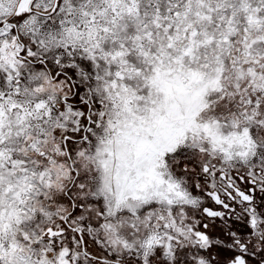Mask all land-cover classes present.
Instances as JSON below:
<instances>
[{"label": "snow or ice", "instance_id": "1", "mask_svg": "<svg viewBox=\"0 0 264 264\" xmlns=\"http://www.w3.org/2000/svg\"><path fill=\"white\" fill-rule=\"evenodd\" d=\"M0 264H264V0H0Z\"/></svg>", "mask_w": 264, "mask_h": 264}]
</instances>
